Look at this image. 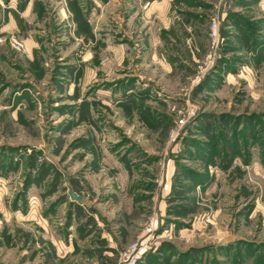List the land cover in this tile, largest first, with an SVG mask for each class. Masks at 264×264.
<instances>
[{
	"label": "rangeland",
	"instance_id": "1",
	"mask_svg": "<svg viewBox=\"0 0 264 264\" xmlns=\"http://www.w3.org/2000/svg\"><path fill=\"white\" fill-rule=\"evenodd\" d=\"M35 2L38 59L0 33V264H264V0Z\"/></svg>",
	"mask_w": 264,
	"mask_h": 264
},
{
	"label": "crops",
	"instance_id": "2",
	"mask_svg": "<svg viewBox=\"0 0 264 264\" xmlns=\"http://www.w3.org/2000/svg\"><path fill=\"white\" fill-rule=\"evenodd\" d=\"M74 1V0H70ZM42 5L40 3H36L35 0H27V2L23 5V7L20 9V11H17V13L13 12H6L4 22L0 25V33L10 32L12 34H15L14 36L22 41L23 44V53L26 55V57L29 60L38 59L37 53L39 51L38 48L40 47L37 42V37L32 33L31 26L28 25L29 22L26 21V29L25 27H22L24 24L22 14H29L32 13L34 16L36 15V18L38 20H41L43 16L46 14L44 7H41ZM41 12L42 15L38 16L37 14ZM20 20V21H19ZM43 20V19H42ZM24 35L19 36L20 33H24ZM19 33V34H18ZM77 36V35H76ZM3 40L0 41V69L2 66V63L8 64L10 63L12 65V62H9L8 57L6 54V45L3 44ZM8 62V63H7Z\"/></svg>",
	"mask_w": 264,
	"mask_h": 264
},
{
	"label": "built area",
	"instance_id": "3",
	"mask_svg": "<svg viewBox=\"0 0 264 264\" xmlns=\"http://www.w3.org/2000/svg\"><path fill=\"white\" fill-rule=\"evenodd\" d=\"M21 44L15 42V47L20 48ZM136 244L135 243H129L126 245V247L119 252V259L124 263V264H130L132 263L135 258H136Z\"/></svg>",
	"mask_w": 264,
	"mask_h": 264
},
{
	"label": "water",
	"instance_id": "4",
	"mask_svg": "<svg viewBox=\"0 0 264 264\" xmlns=\"http://www.w3.org/2000/svg\"><path fill=\"white\" fill-rule=\"evenodd\" d=\"M69 195H70L73 199H75V200H79V199H80L79 196L75 195V194H74L72 191H70V190H69Z\"/></svg>",
	"mask_w": 264,
	"mask_h": 264
}]
</instances>
